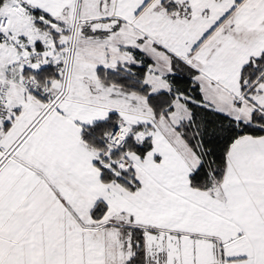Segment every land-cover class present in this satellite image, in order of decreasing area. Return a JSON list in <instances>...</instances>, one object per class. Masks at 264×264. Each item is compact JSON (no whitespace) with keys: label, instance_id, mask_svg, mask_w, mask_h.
<instances>
[{"label":"snow or ice","instance_id":"snow-or-ice-1","mask_svg":"<svg viewBox=\"0 0 264 264\" xmlns=\"http://www.w3.org/2000/svg\"><path fill=\"white\" fill-rule=\"evenodd\" d=\"M0 264H264V0H0Z\"/></svg>","mask_w":264,"mask_h":264}]
</instances>
